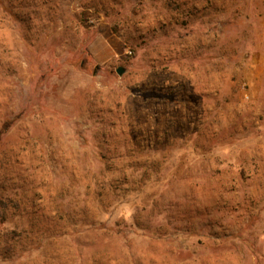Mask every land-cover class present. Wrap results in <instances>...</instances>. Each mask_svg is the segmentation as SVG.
Here are the masks:
<instances>
[{
    "label": "rangeland",
    "instance_id": "obj_1",
    "mask_svg": "<svg viewBox=\"0 0 264 264\" xmlns=\"http://www.w3.org/2000/svg\"><path fill=\"white\" fill-rule=\"evenodd\" d=\"M212 2L0 0V264H264V0Z\"/></svg>",
    "mask_w": 264,
    "mask_h": 264
},
{
    "label": "crops",
    "instance_id": "obj_2",
    "mask_svg": "<svg viewBox=\"0 0 264 264\" xmlns=\"http://www.w3.org/2000/svg\"><path fill=\"white\" fill-rule=\"evenodd\" d=\"M191 1L193 2L196 0H189V2H191ZM215 2H217L216 5H215ZM219 2H220V0H213L211 5L207 7L208 8L206 10L207 12L206 13L204 12V14L201 13V15L198 16V17L203 18V20L200 23L198 22L199 24L196 25V27L199 28L196 30L197 32H201V33H226V32L229 33V32H231V30L227 31V30L223 29L224 23H227V22L224 21L225 19H220V14L216 11L217 9L220 8ZM208 12H210V13H208ZM225 17H229V16H225ZM236 17L237 18L238 17L244 18V16H242V17L236 16ZM221 18H224V17H221ZM262 25H264V22L262 23ZM225 27H228V26H225Z\"/></svg>",
    "mask_w": 264,
    "mask_h": 264
},
{
    "label": "trees",
    "instance_id": "obj_3",
    "mask_svg": "<svg viewBox=\"0 0 264 264\" xmlns=\"http://www.w3.org/2000/svg\"><path fill=\"white\" fill-rule=\"evenodd\" d=\"M7 207V204H6V202L4 201V200H1L0 199V216H1V214L3 215V210L2 209H4V208H6ZM15 234V233H14ZM11 237V241L9 240V245H8V249L10 250H12V244H11V242L14 240V238H15V235H12V236H10ZM9 237V238H10Z\"/></svg>",
    "mask_w": 264,
    "mask_h": 264
},
{
    "label": "water",
    "instance_id": "obj_4",
    "mask_svg": "<svg viewBox=\"0 0 264 264\" xmlns=\"http://www.w3.org/2000/svg\"><path fill=\"white\" fill-rule=\"evenodd\" d=\"M117 73H118L120 76H122V75L125 73V69H124L123 67H119V68L117 69Z\"/></svg>",
    "mask_w": 264,
    "mask_h": 264
}]
</instances>
